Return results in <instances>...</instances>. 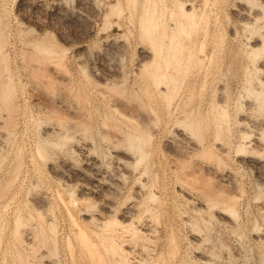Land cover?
Returning <instances> with one entry per match:
<instances>
[{
	"label": "rangeland",
	"instance_id": "rangeland-1",
	"mask_svg": "<svg viewBox=\"0 0 264 264\" xmlns=\"http://www.w3.org/2000/svg\"><path fill=\"white\" fill-rule=\"evenodd\" d=\"M247 3L249 5H247ZM143 4L145 5L144 7ZM191 5L192 7H190ZM240 7L243 8L246 13ZM151 9L154 13L158 14H155L156 16L154 15L155 19H153L152 22L154 26L150 25L155 29V31L152 29L154 35L157 36L158 34V37L161 38V33H168L165 39L162 37L166 43L170 42L172 37L175 39L178 35L176 40L178 38V42L185 41L188 45V51L187 49L183 51L177 50V53L184 55V57L179 55V58H181L180 63L176 61L178 63L176 64L173 63L175 62L173 61L169 69L159 66L160 64L162 67H165L162 61L164 59L160 54H158V57L154 55L155 65L151 67L153 70L158 71L160 67L161 71L166 72L167 70L168 73L170 72L169 75L175 74V76L178 75L180 77L176 76L178 78L176 79L177 81L175 80V83L171 85V89L174 87L173 84L176 85V91L174 88L172 89L174 95L168 102L164 101L162 98L163 95L159 93L158 85L149 81L148 70L140 66V59H142V53H144L145 50H150L153 54H156L155 45H153L154 43L149 39L147 31L144 30L148 23L147 21L145 22L146 15L143 14H145L147 10L151 11ZM191 9L194 11V17L196 18L197 16V20L194 17L185 16V11L187 12V10L190 11ZM255 11H257V13H255ZM178 13H180V15ZM243 13L246 16L249 15L248 17L251 22H249V20H243L241 17ZM198 15L200 17H198ZM188 18L191 21H189ZM192 20L195 22L192 23ZM189 24H193L192 28L190 27L191 29L189 28ZM181 25H187L185 27L188 28L190 32L182 31L184 33L187 32L185 35L182 32L180 33L179 27H181ZM0 30H3L5 33V38L3 39V44H5L3 46V54L5 56L7 54V64L9 66V71L11 70L10 73L7 71L6 74L8 73V76L14 78L13 82H15L14 86L16 87L15 95L17 101H19L20 110H22L18 111L20 113H17V115H19L18 127H16L15 135L13 134L11 140L3 138V140L6 141L1 144L2 137H0V153L2 154L0 157V175L2 176L4 174L5 168L9 166L8 164H10L14 158L15 150L17 151L19 148L22 150L24 149L23 155L25 159V167L21 173L22 176H20L17 181L18 184L16 183V187H14L9 195L10 197L8 196L5 200L6 202L4 201L6 204L3 202L4 204L2 203L0 205V264H21V262H19L20 258H18V254H20L21 251L20 255L23 256L24 260H27V264H97L94 255L89 254L91 253L88 252L89 250L84 249V251L77 238L74 236L72 231V218H76L81 224H84L85 230H87V233L89 232V237H92L89 238V240H92L93 243L96 242L93 244L96 249L98 245H100L98 248L100 249L99 252L103 254L102 257L104 256V258H106H102V261L107 260L106 262L108 264H111L117 257L125 259V264H131L132 262L138 264L135 262H138L139 259H141V261L146 259V256L151 264H206L197 256L198 253H205L211 256V259L214 260L213 262L217 264H224L226 259L224 260L222 256L227 251L232 253L234 251H239V254L234 252L235 259H233V264H264V240L257 237L260 231V233H262V230L264 232V208L261 206L264 203V163L261 165L258 163L264 160V142L262 141V147L260 149L257 150L253 148L258 138L264 140V110L261 111L257 108V98L254 97L258 92L264 91V49L261 48L256 56L252 55L251 51V43H253V41L264 39V4L262 0H0ZM172 34L177 35L173 36ZM162 35L164 36V34ZM5 39L7 41H5ZM183 42H181V44ZM168 49L169 48H167V50ZM34 50L36 52H34ZM167 50L165 54L170 52V50ZM189 52H192L191 56H189ZM202 52H204V54ZM210 55L211 59L209 58ZM204 59L206 60L204 61ZM182 62L184 63L182 64ZM184 66L188 67L185 68ZM104 72L105 76L111 75L112 77L110 76V79L106 82H101L99 77L102 76ZM48 75L51 76L49 77ZM123 76L125 77L123 78ZM181 79H183V81ZM42 81H44V83ZM69 83H72L71 86H69ZM162 83L163 86L167 84L166 82ZM120 90L122 91V95L130 98L137 93L140 95L139 100H142L141 102L144 103L146 110L151 112V116L154 118V123H156L155 125L157 128L149 151L147 152L148 154L145 155L143 160L138 162L139 164L135 162L125 163L127 167H124L128 171L131 170L127 172V174L124 172L123 174L125 175L120 173V171L122 172V167L119 168V166H117V158L115 154H113L114 150L117 147V149L121 150L122 148L124 150L127 148L129 151L130 149L136 158L140 157V153L133 148L132 150L131 147L129 148L127 142L125 143L126 140L124 139L126 135L132 131V128L130 124L116 114V111L111 107L117 98L122 99V97H125L118 94ZM77 91L80 93H77ZM101 91L104 93L106 92L108 95L103 94ZM123 92L125 93L123 94ZM109 96L111 98H109ZM105 97L108 98L106 99ZM135 97H137V95L131 99L133 100ZM75 98L78 103H76ZM53 101H56V105ZM218 102L226 104L224 106L227 108L228 114L225 119L217 118ZM59 105L61 107L63 106V108ZM70 105L79 108L77 110L81 111L82 109L84 116L88 119L83 118V122L86 119V121L90 123L88 124L85 121L89 126L87 127L88 129L86 130V127L85 129L82 126L80 127V125L76 123L78 120L76 119L74 121L73 119H75V117L73 116L74 118H71V115L69 116V120H72L69 121V123L71 122L72 125L67 123L68 120L65 122L67 124V129L71 130H69L70 132L65 129L66 126L63 128L65 123H62L63 133L65 129L67 135L68 132L70 134L68 135L69 140L67 138L62 140L59 135H56L58 133H53V135L44 134L47 126H51L54 123L58 125L59 120H61L60 122H64L59 117V113L54 112L52 108L58 106V108L61 109H64V107L68 109L67 107H70ZM6 112L8 113V110L0 105V134L3 136L6 132L3 131L5 126H2L5 122L3 123L2 121H5L6 117L3 118L2 116H7ZM189 113L194 114H191L192 117L201 116V118L206 120L205 122L210 128H206L204 135L205 140H203L202 143L204 145H220L225 149L222 152V158H224V163L222 165L218 167V161L216 160L207 163L216 165L219 173L224 175L227 174L228 176H225L227 177L226 179L230 181L233 186L238 188L239 193L241 192L239 194L241 197L237 201L235 207L237 216L229 212L233 215V224L229 222L227 225L225 224L226 222L220 221L218 218L217 213L220 212L218 210H228L222 202L214 207L212 206V208L210 207L208 211H198L194 208V201H200V199L204 197L200 192L202 191V185L198 183H191L190 185L184 174L188 169L183 170L180 168L178 166L179 164L177 162L176 164L172 159L169 153L170 151L166 147L168 140L171 138L179 140L177 134L174 132H177V129L182 127L185 129L184 125L181 127L182 119L185 117L184 115H188ZM56 116L60 119L57 120L58 118ZM109 122H112V124L114 123L115 126H112L114 128L110 129L111 124ZM175 122L181 123L178 125V123ZM183 124L186 123L184 122ZM220 124L222 126H220ZM218 127H225V129L220 128L221 133H219V137L214 135ZM244 128L250 129L251 131H248L250 134L242 133ZM4 130L6 131V128H4ZM187 131L190 132L189 130ZM118 132L120 133V139L122 138L124 141L117 142V139L113 135L118 134ZM191 133L189 134L192 135ZM243 134L248 135L245 136ZM83 135H86V137ZM194 138H196V136ZM82 142H86L90 145V150L92 149L89 152L90 156L97 160V169H100V172L98 170H91L90 172V169L87 168V162L83 159L84 156L76 149L79 145L83 144ZM114 142H116L115 146L113 144ZM246 142L250 144L248 145ZM183 143L184 145L181 142L182 146H184L183 148L186 149V146L188 147V142L183 141ZM241 143H244V145ZM57 144L58 146H56ZM246 146L248 149H246ZM39 147H44L46 151H40L41 148ZM241 149L246 153L244 151L242 152ZM245 157H249L250 159L252 157L253 160L251 159V161H254L255 164L249 160L247 161V159L245 160ZM191 158L192 163L199 161L198 155H193ZM254 158L258 159L256 160ZM53 166L56 169H54ZM73 169H75L76 172L73 171ZM78 169L80 170L79 172L77 171ZM56 171L57 173L61 172V174L65 172V175L63 174L65 177L60 176V178L58 177L59 175L56 176ZM95 171L97 173H95ZM145 172L148 174H145ZM76 173L80 176H77ZM97 174H103L105 177L100 184L99 182L96 184ZM81 175H83L82 177L85 180L81 178ZM110 176L111 179L109 178ZM212 176L214 179L216 178L214 174H212ZM68 177L70 180H68ZM85 177L92 182H86L87 180ZM233 177L235 178L233 179ZM71 179L74 180V182ZM185 180L189 184L186 183ZM215 180L217 181V178ZM93 181L95 185H93ZM34 182L35 185L33 184ZM103 182H105V184ZM101 184L102 186L108 185L109 188L101 187ZM81 190L88 192L86 193L88 199H77ZM150 193L152 197L149 196ZM188 193L192 195V197L194 196L193 199L195 198L196 200L189 199L187 197ZM200 196L203 197L199 198ZM34 199L37 200L38 203ZM39 201H42V213L44 214H40L41 216H38L36 213V208H38L41 203H39ZM106 201L115 203L113 207V214L115 217L112 218V220L114 219L116 222L110 221L111 223L109 222V225L106 224L102 227L103 225L100 226L97 221L94 223L93 220L85 221L82 219L84 213H102V209L107 203ZM132 202L136 203L132 204L135 205L136 208L133 209L134 212L129 213L128 207L131 206ZM56 204L58 205L56 206ZM2 205H4L5 208ZM222 206H224L225 209ZM149 209H152L154 214L152 210ZM115 210L116 213L114 212ZM30 211H32V213ZM19 214L24 218L27 217L24 221L25 223H23V225L26 224V227H23V225L20 226V230L23 228L21 230L23 233L20 232L21 236L19 235V238L17 236L15 239V217H18ZM124 215H128L127 221L120 219ZM152 215L154 216L152 217ZM234 216H236V218ZM40 217L44 218L45 221L42 222ZM203 218H205L204 222ZM123 223L126 226L123 225ZM33 224L34 227L36 226L35 230ZM42 224L45 227L44 230H46V237L43 236L40 231L42 229ZM198 226H200L201 231L200 228L198 229ZM50 227L54 228L51 229ZM144 227L146 229H144ZM38 228L40 230H38ZM52 230L54 231L52 232ZM31 231L34 233H31ZM196 231L197 233H195ZM198 233L202 234L198 235L200 237V241L198 242L201 243H198L192 236ZM29 234L31 237L32 234L37 235L31 238L28 236ZM133 234L135 235L132 237ZM106 238L109 239L107 240ZM146 238H149L151 241L149 242ZM68 239L70 241H68ZM22 240L25 241L23 242ZM97 242H99L98 245ZM109 242H114L116 245H119L117 247L123 249L122 252L117 249V247L115 251L111 249H108V251L106 247L110 244ZM104 244L107 246L105 245L104 247ZM199 244L200 246H198ZM221 244L222 247H220ZM92 247L91 250L93 249ZM171 247H173V250H171ZM213 247H217V250ZM127 249H129L128 252ZM18 250H20V252ZM104 250L107 252H104ZM208 252L212 253L209 254ZM119 254H121V256ZM139 264L141 263L139 262Z\"/></svg>",
	"mask_w": 264,
	"mask_h": 264
},
{
	"label": "bare ground",
	"instance_id": "bare-ground-1",
	"mask_svg": "<svg viewBox=\"0 0 264 264\" xmlns=\"http://www.w3.org/2000/svg\"><path fill=\"white\" fill-rule=\"evenodd\" d=\"M119 2V1H118ZM151 2V1H150ZM153 2V1H152ZM181 2H183V1H181ZM203 2V1H202ZM163 3V2H162ZM166 3V2H165ZM184 3V2H183ZM188 3V2H187ZM262 3L264 4V0H262ZM146 4V3H145ZM214 4V3H213ZM238 4V3H237ZM179 5V4H178ZM215 5V4H214ZM247 5H249L248 3H247ZM135 6V5H134ZM145 5L143 4V7H144ZM171 6V5H170ZM208 6H210V5H208ZM243 6V5H242ZM245 6V5H244ZM114 7V6H113ZM112 7V8H113ZM116 7V6H115ZM142 7V8H143ZM180 7H181V5H180ZM190 7H192V5L190 6ZM202 7V6H201ZM246 7V6H245ZM134 8V7H133ZM147 8V7H146ZM145 8V9H146ZM149 8H150V6H149ZM188 8V7H187ZM194 8V7H193ZM192 8V9H193ZM212 8H214V7H212ZM211 8V9H212ZM241 8V7H240ZM251 8V7H250ZM117 9V8H116ZM137 9V8H136ZM144 9V8H143ZM143 9H142V11H143ZM153 9H154V11H155V8L153 7ZM168 9V8H167ZM174 9V8H173ZM190 10V11H188L187 10V12L185 11V16H188V17H194V11L193 10ZM242 10H243V8H241ZM150 10V9H149ZM149 10H147L146 11V13L145 14H143V15H146L145 16V22L147 21V25H146V23H145V25H146V27H145V29L144 30H146L147 31V33H148V35H149V39L154 43L153 45H155V53L156 54H153L150 50H148V51H144V53H142V59H140L141 61H140V66L141 67H143V68H145L146 70H148L147 72H148V76H149V81L151 82V83H153V84H156V85H158V89H159V93L161 94V95H163L162 96V98L164 99V101H170L171 100V98H172V96L174 95L173 93H174V91L172 90L173 88H174V90L176 91V88H175V84H173L174 85V87L171 89V85H172V83H175L174 81L176 80V79H178L176 76H178V75H176L175 76V74H173V75H169V73H168V71L166 70V72L164 71H161V69H160V67L161 68H167V69H169L170 68V66H171V64H172V62L173 61H175V62H173V63H176V64H178V63H180V59L181 58H179V55H182V54H180V53H177V50L178 51H180V50H186L187 49V51H188V45L186 44V42L184 41H181V42H183L182 44H181V42L179 41H177L178 40V38H177V40H176V37H178V35L176 36L175 34L173 35V36H176L175 37V39L172 37L171 38V40H170V42H168V43H166L165 42V37H166V35L168 34H166V33H161V35L160 36H162V37H164V39L161 37H158V34H157V36L156 35H154L152 32H153V30L155 31V29L153 28V27H151V26H154V25H152V22H153V19H155V17H154V15L156 14V15H158L157 13H154L153 12V10L151 9V11H149ZM185 10V9H184ZM201 10V9H200ZM241 10V11H242ZM156 11H157V9H156ZM174 11V10H173ZM180 11V10H179ZM204 11V10H203ZM244 11V10H243ZM250 11V10H249ZM178 12V11H177ZM196 12H197V10H196ZM195 12V13H196ZM201 12V11H200ZM207 12V11H206ZM237 12V11H236ZM245 12V11H244ZM253 12V11H252ZM181 13V12H180ZM180 13H178L179 15H180ZM204 13V12H203ZM208 13V12H207ZM235 13V12H234ZM246 13V12H245ZM255 13H257V11H255ZM259 13H260V11H259ZM161 14V13H160ZM175 14V13H174ZM201 14V13H200ZM241 14H242V12H241ZM254 14V13H253ZM155 15V16H156ZM170 15V14H169ZM197 15V14H196ZM195 15V16H196ZM159 16H161V15H159ZM176 16V15H175ZM183 16V15H182ZM181 16V17H182ZM249 16V15H248ZM248 16H246V15H244V13H243V16H241L242 18H243V20H245V21H248L249 20V17ZM251 16V15H250ZM253 16V15H252ZM256 16V15H255ZM154 17V18H153ZM158 17V16H157ZM172 17V16H171ZM198 17H200L199 15H198ZM203 17V16H202ZM259 17V16H258ZM2 18V17H1ZM142 18V17H141ZM144 18V17H143ZM186 18V17H185ZM195 18V17H194ZM196 18H197V16H196ZM195 18V19H196ZM256 18V17H255ZM157 19V18H156ZM194 19V20H195ZM201 19V18H200ZM206 19V18H205ZM208 19V18H207ZM164 20V19H163ZM171 20V19H170ZM188 20H189V18H188ZM194 20H192L193 22L192 23H194L195 21ZM144 21V20H143ZM165 21V20H164ZM174 21V20H173ZM172 21V22H173ZM179 21V20H178ZM189 21H191V20H189ZM201 21V20H200ZM205 21V20H204ZM172 22H171V24H172ZM180 22V21H179ZM207 22V21H206ZM249 22H251L250 20H249ZM249 22H247V23H249ZM175 23V22H174ZM178 23V22H177ZM190 23V22H189ZM199 23V22H198ZM155 24V23H154ZM158 24H159V22H158ZM164 24V23H163ZM179 24V23H178ZM205 24V23H204ZM207 24V23H206ZM7 25V24H6ZM151 25V26H150ZM177 25V24H176ZM183 25V24H182ZM181 25V27H179L180 28V33L182 32V31H188V28H186L185 26H187V25H185V26H182ZM190 26H189V28L191 27L192 28V25L191 24H189ZM195 25V24H194ZM203 25V24H202ZM208 25V24H207ZM164 26V25H163ZM172 26H173V24H172ZM205 26V25H204ZM143 27V28H144ZM159 28V27H158ZM161 28V27H160ZM190 28V29H191ZM235 28V27H234ZM153 29V30H152ZM165 29V28H164ZM199 29V28H198ZM166 30V29H165ZM174 30V29H173ZM164 31V30H163ZM175 31H176V29H175ZM156 32H157V30H156ZM166 32V31H165ZM184 32H182V33H184ZM188 32H190V30L188 31ZM192 32V31H191ZM215 32V31H214ZM4 32H3V30L1 31L0 30V54H1V57H0V105L2 106V107H4V108H6L7 110H8V113L6 112V114H7V116H2L3 118L4 117H6L5 118V121H2L3 123H4V125L2 126V127H4V128H6V131L4 130V128H3V131L4 132H6V136L4 137L3 135H1L0 137H2L1 139V144H2V142L4 143V141H6V140H3V138H7V139H9V140H11V138H12V136H13V134L15 133V129H16V127H18L17 126V124H18V116L19 115H17V113H20V112H18V111H22V110H20V107H19V101H17V98H16V93H15V89H16V87L14 86V84H15V82H13L14 81V78H12V76H8L7 74H6V72L8 71L9 73H10V71H9V66H8V64H7V59L8 58H6V56H7V54H6V56L3 54V46L5 45V44H3L4 42V38H5V33L3 34ZM155 33V32H154ZM171 33V32H170ZM187 33V32H186ZM186 33H184V35L186 34ZM234 33V32H233ZM146 34V33H145ZM162 34H164V36L162 35ZM170 35V34H169ZM190 35V34H189ZM188 35V36H189ZM262 35V34H261ZM217 37V36H216ZM264 37V36H263ZM185 39V38H184ZM183 39V40H184ZM193 40V39H192ZM247 40V39H246ZM5 41H7L6 39H5ZM216 41V40H215ZM217 42V41H216ZM36 43V42H35ZM42 43V42H41ZM193 43V42H192ZM205 44V43H204ZM32 45H33V43H32ZM191 45V44H190ZM247 45H248V42H247ZM36 46V45H35ZM144 46V45H143ZM194 46H195V44H194ZM204 46V45H203ZM202 46V47H203ZM250 46V45H249ZM23 48V47H22ZM167 48H169L168 50H170V52H167V54H165V51L167 50ZM261 48H263L264 49V39L263 40H255V42L253 41V43H251V51H252V55H257V52L261 49ZM191 49H193V48H191ZM204 49V48H203ZM142 50V49H141ZM167 50V51H168ZM190 50V49H189ZM22 51H24V50H22ZM26 51V50H25ZM42 51V50H41ZM83 51V50H82ZM191 51V50H190ZM250 51V52H251ZM264 51V50H263ZM34 52H36L35 50H34ZM86 52V51H85ZM220 52V51H219ZM260 52V51H259ZM6 53V52H5ZM24 53V52H23ZM48 53V52H47ZM203 54H204V52H202ZM158 54H160V56L161 57H163V59L164 60H162L163 62H164V64L163 65H165V67H162L159 63H161V62H159L158 64H159V69L158 68H156V69H158V71L156 70H153L151 67L153 66V65H155V56L154 55H156V57H158ZM24 55V54H23ZM39 55V54H38ZM48 55V54H47ZM51 55V54H50ZM49 55V56H50ZM61 55V54H60ZM187 55V54H186ZM192 55V52H189V56H191ZM249 55V54H248ZM29 56V55H28ZM202 56V55H201ZM200 56V57H201ZM251 56V55H250ZM53 57V56H52ZM182 57H184V55H182ZM189 58H191V57H189ZM210 59H211V55H210V57H209ZM253 58H254V56H253ZM256 58V57H255ZM13 59V58H12ZM22 59V58H21ZM25 59V58H24ZM47 59V58H46ZM53 59H54V57H53ZM62 59V58H61ZM158 59V58H157ZM156 59V60H157ZM183 59V58H182ZM196 59H198V58H196ZM207 59V58H206ZM206 59H204V61L206 60ZM55 60V59H54ZM87 60V59H86ZM159 60V59H158ZM187 60H188V58H187ZM186 60V61H187ZM200 60H201V58H200ZM50 61V60H49ZM83 61V60H82ZM178 63H177V62ZM182 61V60H181ZM189 61V60H188ZM23 62V61H22ZM81 62V61H80ZM190 62V61H189ZM209 62H211V61H209ZM26 63V62H25ZM46 63V62H45ZM44 63V64H45ZM57 63V62H56ZM184 62H182V64H183ZM205 63V62H204ZM19 64V63H18ZM29 64V63H28ZM31 64V63H30ZM39 64V63H38ZM158 64H157V66H158ZM176 64H175V66H176ZM56 65V64H55ZM123 65V64H122ZM190 65V64H189ZM213 65V64H212ZM26 66V65H25ZM60 66V65H59ZM111 66V65H110ZM207 66V65H206ZM35 67H37V66H35ZM42 67V66H41ZM96 67V66H95ZM120 67V66H119ZM123 67V66H122ZM185 67V66H184ZM186 67H188V66H186ZM185 67V68H186ZM203 67V66H202ZM102 68L104 69V67L102 66ZM107 68V67H106ZM175 68V67H174ZM173 68V69H174ZM34 69V68H33ZM32 69V70H33ZM62 69V68H61ZM60 69V70H61ZM180 69V68H179ZM189 69V68H188ZM59 70V71H60ZM97 70V69H96ZM115 70V69H114ZM160 70V71H159ZM163 70V69H162ZM181 70V69H180ZM210 70V69H209ZM15 71V70H14ZM62 71V70H61ZM68 71V70H67ZM100 71V70H99ZM175 71V70H174ZM173 71V72H174ZM35 72V71H34ZM47 72V71H46ZM102 72V71H101ZM106 72V71H105ZM105 72L103 73V75L102 76H100L99 77V80L102 82H106V81H108V79H110V76L111 75H109V76H105ZM184 72V71H183ZM17 73V72H16ZM36 73V72H35ZM62 73V72H61ZM66 73V72H65ZM71 73V72H70ZM85 73V72H84ZM111 73V72H110ZM115 73V72H114ZM181 73V72H180ZM187 73V72H186ZM25 74V73H24ZM43 74V73H42ZM48 74V73H47ZM59 74V73H58ZM100 74V73H99ZM7 75V76H6ZM23 75V74H22ZM32 75V74H31ZM38 75V74H37ZM72 75V74H71ZM85 75H86V73H85ZM88 75V74H87ZM114 75V74H113ZM28 76V75H27ZM47 76V75H46ZM49 76V75H48ZM51 76V75H50ZM49 76V77H50ZM68 77H69V75H68ZM112 77V76H111ZM125 76H123V78H124ZM179 77V76H178ZM180 78V77H179ZM185 78V77H184ZM21 79V78H20ZM39 79V78H38ZM65 79V78H64ZM73 79V78H72ZM88 79V78H87ZM205 79V78H204ZM261 79V78H260ZM60 80V79H59ZM182 81H183V79H181ZM48 81V80H47ZM75 81V80H74ZM73 81V82H74ZM177 81V80H176ZM35 82V81H34ZM41 82V81H40ZM39 82V83H40ZM43 83H44V81H42ZM62 82V81H61ZM77 82V81H76ZM90 82V81H89ZM114 82V81H113ZM162 82H166L167 84L165 85V86H163L162 84H164V83H162ZM210 82V81H209ZM36 83V82H35ZM47 83V82H46ZM116 83V82H115ZM162 83V84H161ZM41 84V83H40ZM70 84V83H69ZM72 84V83H71ZM71 84L69 85V86H71ZM77 84V83H76ZM93 84V83H92ZM100 84V83H99ZM262 84V83H261ZM37 85V84H36ZM39 85V84H38ZM49 85V84H48ZM47 85V86H48ZM96 85H98V84H96ZM107 85V84H106ZM113 85V84H112ZM116 85V84H115ZM44 86V85H43ZM45 86H46V84H45ZM68 86V87H69ZM75 86V85H74ZM114 86V85H113ZM119 86H120V84H119ZM123 86V85H122ZM160 86H162V87H160ZM42 87V86H41ZM52 87V86H51ZM50 87V88H51ZM94 88H95V86H93ZM99 87H101V86H99ZM57 88V87H56ZM74 88V87H73ZM79 88V87H78ZM110 88V87H109ZM115 88V87H114ZM247 88H248V86H247ZM47 89V88H46ZM53 89V88H52ZM66 89V88H65ZM64 89V90H65ZM95 89H97V88H95ZM100 89V88H99ZM102 89V88H101ZM107 89V88H106ZM118 89V88H117ZM250 89V88H249ZM253 89V88H252ZM78 90V89H77ZM126 90V89H125ZM136 90V89H135ZM254 91V90H253ZM64 92H66V91H64ZM68 92V91H67ZM71 92V91H70ZM102 92V91H101ZM116 92V91H115ZM178 92V91H177ZM223 92V91H222ZM255 92H257V91H255ZM254 92V93H255ZM77 93H80L79 91H77ZM103 94H107L106 92L104 93V92H102ZM125 92H123V94H124ZM50 94V93H49ZM60 94V93H59ZM118 94H121L122 95V91L120 90L119 92H118ZM179 94V93H178ZM221 94V93H220ZM225 94V93H224ZM256 94V93H255ZM52 95V94H51ZM57 95V94H56ZM61 95V94H60ZM108 95V94H107ZM106 95V96H107ZM109 95H111V94H109ZM112 95H114V94H112ZM133 95V94H132ZM137 95V97H138V99H137V97H135L133 100L131 99V98H133L134 96H136ZM134 94V96L133 97H128V96H125V95H122V96H125V97H122V99L120 98H117L116 99V101L113 103V106H111V107H113V109L116 111V114H118L122 119H124L128 124H130V126H131V128H132V131L131 132H129L128 133V135H126V138L124 139V140H126L125 141V143L127 142L128 143V145H129V148L131 147V149L133 148V149H135V150H137L139 153H140V157H135V155H134V153L132 154V151L129 149V151H128V149L126 148V147H128V146H126L125 148H126V150H124L123 148H122V150L121 149H115L114 150V152H113V154H115V156H116V158H117V166H119V168L120 167H122L121 168V170H122V172L120 171V173H126L127 174V172H129V171H131V170H127L124 166H126L127 167V163H132V162H135V163H137V164H139L138 162H140L141 160H143V158H145V155L146 154H148L147 152L149 151V148H150V145H151V143H152V140H153V138H154V136H155V134H156V130H157V128H156V123H154L155 122V120H154V118L151 116V112H148V110H146V107L144 106V103L143 102H141L142 100H139L140 99V95L137 93V94ZM176 95V94H175ZM222 95V94H221ZM226 95V94H225ZM28 96V95H27ZM65 96V95H64ZM80 96V95H79ZM118 96V95H117ZM130 96V95H129ZM56 97V96H55ZM220 97V96H219ZM227 97V96H226ZM254 97H256L257 98V101L256 102H258L257 103V108L259 109V110H261V111H263L264 110V91H260V92H258ZM106 99L108 98V97H105ZM109 98H111L110 96H109ZM112 98H114V97H112ZM222 98V97H221ZM55 99H57V98H55ZM65 99V98H64ZM76 99V98H75ZM87 99V98H86ZM115 99V98H114ZM227 99V98H226ZM108 100H110V99H108ZM23 101H25V100H23ZM40 101V100H39ZM62 101V100H61ZM111 101V100H110ZM135 101V102H134ZM225 101V100H224ZM252 101V100H251ZM37 102V101H36ZM36 102H34V103H36ZM54 102V101H53ZM56 102V101H55ZM54 102V103H55ZM138 102V103H137ZM166 102V103H167ZM70 103H71V101H70ZM76 103H78V101H77V99H76ZM79 103H80V101H79ZM246 103V102H245ZM58 104V103H57ZM82 104H83V102H82ZM188 104V103H187ZM39 105V104H38ZM48 105V104H47ZM55 105H56V103H55ZM75 105H77V104H75ZM111 105V104H110ZM172 105V104H171ZM177 105V104H176ZM218 110H217V118L219 119H225V117L227 116V108H225V106L224 105H226V104H223V102H218ZM43 106V105H42ZM60 106V105H59ZM192 106V105H191ZM48 107V106H47ZM50 107V106H49ZM61 107V106H60ZM61 108H63V106L61 107ZM61 108H58V106L55 108V107H53L52 109L54 110V112H58L59 113V117L64 121V122H60L61 120H59L60 118H58V116H56L58 119L57 120H59V122H58V125H55V123L53 124V125H51V126H47L46 128H45V131H44V134H46V135H53V133H58V134H56V135H59L61 138H62V140L63 139H68V135H70L69 134V132L71 131L70 129V131L67 129V124L65 123V122H67V120H68V124H70V125H72L71 124V122L69 123V121H71L72 119H70L69 120V116H71V118L74 116L75 117V119H73L74 121L77 119L78 121H76V123L77 124H79L80 125V127L82 126V127H84V129H85V127H86V130L88 129L87 127H89L88 126V124H90L89 122H87L86 121V117L84 116V113L82 112V109H81V111L80 110H77V109H79V108H76L75 106L74 107H72L71 105H70V107H67L68 109H65L66 107H64V109H61ZM171 108V107H170ZM177 108V107H176ZM2 109V108H1ZM19 109V110H18ZM87 109V108H86ZM85 109V110H86ZM112 109V108H111ZM112 109V110H113ZM148 109V108H147ZM174 110V109H173ZM51 111V110H50ZM114 111V112H115ZM87 112V111H86ZM85 112V113H86ZM172 112V111H171ZM197 112V111H196ZM3 113V112H2ZM51 113H52V111H51ZM168 113V112H167ZM212 113V112H211ZM213 113H215V112H213ZM5 114V115H6ZM38 114V113H37ZM191 114H193V113H191ZM190 113L188 114V115H184L185 117L182 119L183 121H182V124H181V127L184 125V127H185V129L182 127V128H180V129H177V132H174V133H176L177 134V138H179V140L178 139H170V140H168V142H167V145H166V147L168 148V150L170 151H168L170 154H171V156H172V159L175 161V163L177 162L179 165V167L180 168H182L183 170L184 169H188V171H186L184 174H185V176H186V180L190 183V185H191V183H198V184H200V185H202V191H200L202 194H203V196L205 197H203V196H200L199 198H202V199H200V201H197L195 198V200L196 201H194L195 203H194V208L195 209H197L198 211H204V210H207L208 211V209H210V207L212 208V206L214 207L215 205H217V204H219L220 202H222L226 207L225 208H227L228 210V212L225 210H223V211H221V210H218V211H220L219 213H217V216H218V218L220 219V221H224V222H226L225 224H229V222H231L232 224H233V222H232V220L234 219L233 218V215H236V209H235V207H236V203H237V201L239 200V198L241 197L239 194L241 193H239V191H238V188H236L235 186H233L232 185V183H230V181H228L226 178L227 177H225V176H228L224 171V173L226 174V175H224V174H222V173H219V171L217 170V167H216V165H214L213 163H211V165L209 164V163H207V162H212V161H214V160H216V161H218V167H219V165H222L224 162H223V159L224 158H222V152L225 150L222 146H220V145H210V144H208V145H204L203 143H202V141L203 140H205L204 139V135H205V131H206V128H209L208 127V125H207V123L205 122L206 120H204L203 118H201V116H198V117H192V115H191ZM199 114V113H198ZM197 114V115H198ZM105 115H106V113H105ZM194 115V114H193ZM208 115V114H207ZM206 115V116H207ZM244 115V114H243ZM165 116V115H164ZM209 116V115H208ZM207 116V117H208ZM216 116V115H215ZM64 117H66V118H64ZM68 117V118H67ZM73 117V118H74ZM112 117V116H111ZM206 117V118H207ZM233 117V116H232ZM244 117V116H243ZM248 117V116H247ZM64 118V119H63ZM83 118H86L85 120H84V122L86 123H84L83 122ZM107 118V117H106ZM178 118V117H177ZM216 118V119H217ZM35 119V118H34ZM211 119V118H210ZM66 120V121H65ZM88 120V119H87ZM108 120V119H107ZM120 120V119H119ZM180 120V119H179ZM229 120V119H228ZM252 120V119H251ZM243 121V120H242ZM264 121V120H263ZM40 122V121H39ZM42 122V121H41ZM48 122V121H47ZM54 122V121H53ZM56 122V123H57ZM186 123V124H183V123ZM224 122V121H223ZM239 122V121H238ZM262 122V121H261ZM51 123V122H50ZM62 123H65L64 124V127L63 128H65V126H66V128L65 129H67V131H69L68 132V135H67V133H66V131H65V129H64V133H63V129H62V126H63V124ZM110 124H111V128L110 129H112V128H114V127H112V126H115L114 125V123L112 124V122H109ZM108 123V124H109ZM175 123H178V122H175ZM180 123L181 122H179L178 123V125H180ZM218 123V122H217ZM224 123H226V122H224ZM228 123V122H227ZM241 123V122H240ZM254 123V122H253ZM257 123V122H256ZM2 124V123H1ZM41 124V123H40ZM75 124V123H74ZM208 124H209V122H208ZM212 124V123H211ZM260 124V123H259ZM264 124V123H263ZM87 125V126H86ZM254 125V124H253ZM258 125V124H257ZM109 126V125H108ZM220 126H222L221 124H220ZM225 126V125H224ZM229 126V125H228ZM227 126V127H228ZM39 127H40V125H39ZM39 127H38V129H39ZM68 127H69V125H68ZM79 127V128H80ZM129 127V126H128ZM173 127V126H172ZM180 127V126H179ZM226 127V128H227ZM247 127V126H246ZM70 128V127H69ZM72 128V127H71ZM116 128V127H115ZM119 128V127H118ZM178 128V127H177ZM225 129V127H218V130H216L217 132H215L216 134H214L215 136L217 135L218 137L220 136L219 135V133H221V129ZM243 128V127H242ZM250 128V127H249ZM259 128V127H258ZM261 128V127H260ZM40 129H43V128H40ZM83 129V128H82ZM210 129V128H209ZM228 129V128H227ZM75 130V129H74ZM77 130V129H76ZM159 130V129H158ZM187 130H189L190 132H188ZM18 131V130H17ZM108 131V130H107ZM110 131V130H109ZM114 131H115V129H114ZM118 131V130H117ZM116 131V132H117ZM120 131V130H119ZM248 131H251L250 129H248V128H244V131L242 130V133L244 132V133H248V134H250V132H248ZM84 132V131H83ZM88 132V131H87ZM192 132V133H191ZM241 132V131H240ZM253 132V131H252ZM66 134V135H63V134ZM110 133V132H109ZM108 133V134H109ZM189 133H191L192 135H190ZM228 133V132H227ZM43 134V133H42ZM81 134V133H80ZM107 134V133H106ZM111 134V133H110ZM120 133L118 132V134H116V135H113L116 139H117V142H120V141H124L122 138L120 139V135H119ZM248 134H243V135H248ZM15 135V134H14ZM91 135V134H90ZM196 136V138H194L195 136ZM72 136V135H71ZM70 136V137H71ZM82 136V135H81ZM83 136H85L86 137V135H83ZM110 136V135H109ZM194 136V137H193ZM208 136V135H207ZM222 136V135H221ZM76 137V136H75ZM89 137V136H88ZM175 137V136H174ZM243 137V136H242ZM110 138V137H109ZM176 138V137H175ZM216 138V137H215ZM257 138V137H256ZM78 139V138H77ZM111 139H112V141H113V138L111 137ZM212 139V138H211ZM248 139V138H247ZM69 140V139H68ZM82 140V139H81ZM109 140V139H108ZM244 140V139H243ZM90 141H91V139H90ZM94 141V140H93ZM116 141V140H115ZM183 141H187L188 143H187V145H188V147L186 146V149L185 148H183L184 146H182V144L184 145V143H183ZM222 141V140H221ZM256 141V140H255ZM262 141L264 142V140H261L260 138H258V140L254 143V146H253V148L254 149H260L261 147H262ZM52 142V141H51ZM181 142H182V144H181ZM220 142V141H219ZM54 143V142H53ZM52 143V144H53ZM66 143V142H65ZM83 143V142H82ZM110 143H111V140H110ZM115 143L116 142H114L113 144H114V146H115ZM124 143V142H123ZM247 143V142H246ZM245 143V144H246ZM252 143V142H251ZM8 144V143H7ZM20 144V143H19ZM120 144V143H119ZM162 144V143H161ZM217 144H219V143H217ZM242 145H244V143H241ZM248 144V143H247ZM250 144V143H249ZM248 144V145H249ZM14 145V144H13ZM12 145V146H13ZM27 145V144H26ZM63 145V144H62ZM78 145V144H77ZM117 145H118V143H117ZM116 145V146H117ZM158 145V144H157ZM238 145V144H237ZM3 146V145H2ZM37 146V145H36ZM42 146V145H41ZM55 146V145H54ZM56 146H58V144L56 145ZM55 146V147H56ZM124 146V145H123ZM164 146V145H163ZM224 146V145H223ZM252 146V145H251ZM1 147V146H0ZM112 147H113V145H112ZM239 147V146H238ZM264 147V146H263ZM6 148V147H5ZM39 148H41V150L40 151H46L45 150V148L44 147H39ZM241 148V147H240ZM252 148V147H251ZM15 149V148H14ZM77 150H79V152L80 153H82V156H84V160H86V162H87V168L88 169H90V172H91V170H98L97 169V165H98V162H97V160L94 158V157H92V156H90V151L92 150H90V145L88 144V143H83V144H81V145H79V147L78 148H76ZM114 149V148H113ZM132 149V150H133ZM165 149V148H164ZM246 149H248L247 148V146H246ZM254 149H253V151H254ZM95 150V149H94ZM239 150V149H238ZM242 150V152L244 151L243 149H241ZM256 150V151H257ZM10 151H11V149H10ZM16 151V150H15ZM14 151V153H15V156H14V158L12 159V161L10 162V164H8L9 166L7 167V168H5L6 170L4 171V174L0 177V205L8 198V196L11 194V192L13 191V189H14V187H16V183H17V181H18V179H19V177L20 176H22L21 175V173L23 172V170H24V167H25V159H24V155H23V153H24V149L22 150L21 148H19L16 152ZM23 151V152H22ZM39 151V150H38ZM39 151V152H40ZM131 151V152H130ZM227 151V150H226ZM9 152V151H8ZM77 152V151H76ZM95 152V151H94ZM134 152V151H133ZM245 152V151H244ZM255 152V151H254ZM44 153V152H43ZM47 153V152H46ZM246 153V152H245ZM249 153V152H248ZM259 153V152H258ZM262 153V152H261ZM6 154V153H5ZM10 154V153H9ZM75 154V153H74ZM31 155H33V154H31ZM39 155H40V153H39ZM95 155V154H94ZM193 155H198L199 156V161H195L194 163H192V156ZM241 155V154H240ZM245 155H247V154H245ZM2 156V154L0 153V157ZM4 156H6V155H4ZM3 156V157H4ZM41 156H43V155H41ZM257 156V155H256ZM33 157V156H32ZM52 157V156H51ZM147 157V156H146ZM195 157V156H194ZM7 158V157H6ZM46 158H48V157H46ZM198 158V157H197ZM241 158V157H240ZM243 158V157H242ZM8 159V158H7ZM37 159V158H36ZM229 159V158H228ZM245 160L247 159V161L249 160L250 162H252L251 161V159L253 160V158L251 157V159L249 158V157H245L244 158ZM243 159V160H244ZM254 159H256V158H254ZM258 159V158H257ZM256 159V160H257ZM32 160V159H31ZM45 160H47V159H45ZM114 160H115V158H114ZM197 160V159H196ZM242 160V161H243ZM2 161V160H1ZM173 161V162H174ZM264 161V160H263ZM258 162L260 165L262 164V163H264V162ZM3 162V161H2ZM1 162V163H2ZM254 162V161H253ZM252 162V163H253ZM39 163V162H38ZM60 163V162H59ZM58 163V164H59ZM126 163V164H125ZM176 163V164H177ZM215 163V162H214ZM257 163V164H258ZM254 164H255V162H254ZM129 165V164H128ZM131 165V164H130ZM164 165V164H163ZM250 165V164H249ZM4 166V165H3ZM65 166V165H64ZM256 166V165H255ZM54 167V166H53ZM86 167V166H85ZM156 167V166H155ZM154 167V168H155ZM259 167V166H258ZM0 168H1V166H0ZM76 168V167H75ZM100 168V167H99ZM261 168H262V166H261ZM54 169H56L55 167H54ZM77 169V168H76ZM230 169V168H229ZM258 169V168H257ZM4 170V169H3ZM39 170V169H38ZM53 170V169H52ZM100 170V169H99ZM98 170V171H99ZM107 170V169H106ZM105 170V171H106ZM264 170V169H263ZM73 171H75V169H73ZM78 172L80 171L79 169L77 170ZM95 171V173H97ZM148 171V170H147ZM235 171V170H234ZM53 172V171H52ZM60 172V171H59ZM76 172V171H75ZM100 172V171H99ZM55 173V172H54ZM65 172H63V174H64ZM116 173V172H115ZM119 173V172H118ZM119 173V174H120ZM132 173V172H131ZM147 172H145V174H146ZM237 173V172H236ZM63 174H61V172L60 173H57V171H56V176H58V177H65ZM81 174V173H80ZM86 174V173H85ZM117 174V173H116ZM148 174V173H147ZM212 174H214V176L217 178V181L214 179V177L212 176ZM238 174V173H237ZM260 174V173H259ZM55 175V174H54ZM67 175V174H66ZM76 175H77V173H76ZM79 175V174H78ZM77 175V176H78ZM84 175V174H83ZM83 175H81V178H83L82 176ZM98 175V176H97ZM96 176H97V181H96V184H97V182H99V184L101 183V181L103 180V179H105V177L103 176V174L101 175V174H97ZM123 175H125V174H123ZM68 176V175H67ZM80 176V175H79ZM106 176V175H105ZM109 176V175H108ZM107 176V177H108ZM117 176H118V174H117ZM229 176H230V174H229ZM233 176V175H232ZM60 177V178H61ZM88 177V176H87ZM231 177V176H230ZM76 178V177H75ZM80 178V179H81ZM86 178V177H85ZM110 179H111V176L109 177ZM114 178V177H113ZM120 178V177H119ZM235 177H233V179H234ZM84 179V178H83ZM94 179V178H93ZM92 179V180H93ZM107 179V178H106ZM61 180V179H60ZM68 180H70L69 179V177H68ZM68 180H67V182H68ZM72 180V179H71ZM85 180V179H84ZM86 180H87V178H86ZM169 180V179H168ZM186 180H185V182H186ZM230 180V179H229ZM73 182H74V180H72ZM89 180H87L86 182H88ZM91 181V180H90ZM89 181V182H90ZM116 181H117V179H116ZM115 181V182H116ZM226 181H228V182H226ZM231 181H233V180H231ZM60 182V181H59ZM71 182V181H70ZM72 182V183H73ZM92 182V181H91ZM94 182V181H93ZM114 182V183H115ZM144 182V181H143ZM188 182H186V183H188ZM237 182V181H236ZM39 183V182H38ZM104 184H105V182H103ZM102 183V184H103ZM123 183H126V182H123ZM188 183V184H189ZM18 184V183H17ZM34 185H35V182L33 183ZM68 184V183H67ZM70 184V183H69ZM68 184V185H69ZM93 184V183H92ZM98 184V185H99ZM102 184H101V187H106V188H109V186L108 185H103L102 186ZM185 184V183H184ZM33 185V186H34ZM71 185V184H70ZM89 185V184H88ZM93 185H95V182H94V184ZM122 185V184H121ZM141 185V184H140ZM144 185V184H143ZM147 185V184H146ZM145 185V186H146ZM260 185V184H259ZM76 186V185H75ZM91 186V185H90ZM195 186V185H194ZM36 187V186H35ZM57 187V186H56ZM81 187V186H80ZM79 187V188H80ZM112 187V186H111ZM138 187V186H137ZM141 187H143V186H141ZM156 187V186H155ZM191 187V186H190ZM74 188H76V187H74ZM83 188V187H82ZM84 188H87V187H84ZM95 188V187H94ZM139 188V187H138ZM182 188H183V186H182ZM262 188V187H261ZM96 189V188H95ZM112 189V188H111ZM150 189V188H149ZM181 189V188H180ZM179 189V190H180ZM19 190V189H18ZM23 190V189H22ZM56 190H58V189H56ZM87 190V189H86ZM105 190V189H104ZM117 190V189H116ZM36 191V190H35ZM34 191V192H35ZM50 191V190H49ZM114 191V190H113ZM139 191H141V190H139ZM153 191V190H152ZM151 191V192H152ZM184 191V190H183ZM18 192V191H17ZM48 192V191H47ZM90 192V191H89ZM98 192V191H97ZM112 192V191H111ZM117 192V191H116ZM195 192V191H194ZM262 192V191H261ZM76 193V192H75ZM86 193H88L87 191L85 192V190H81V192H80V194L77 196V199H79V200H86V198H87V194ZM119 193V192H118ZM196 193V192H195ZM17 194V193H16ZM29 194V193H28ZM37 194V193H36ZM126 194V193H125ZM133 194V193H132ZM169 194V193H168ZM46 195V194H45ZM201 195V194H200ZM42 196V195H41ZM47 196V195H46ZM138 196V195H137ZM150 197H152L151 196V193H150V195H149ZM10 197V196H9ZM71 197V196H70ZM154 197V196H153ZM187 197L189 198V199H193V197H192V195H189V193H188V195H187ZM186 197V198H187ZM127 199H129L128 197H126ZM199 198H197V199H199ZM243 198V197H242ZM39 199V198H38ZM65 199V198H64ZM77 199H75V200H77ZM88 199V198H87ZM149 199V198H148ZM193 199V200H194ZM204 199V200H203ZM261 199V198H260ZM35 200V199H34ZM39 200H42V199H39ZM44 200V199H43ZM55 200V199H54ZM79 200H77V201H79ZM135 200V199H134ZM140 200V199H139ZM35 201H37V200H35ZM187 201V200H186ZM6 202V201H5ZM4 202V203H5ZM41 202V203H40ZM45 202V201H44ZM73 202V201H72ZM107 203L104 205V207H103V211H102V213H96V214H94V212H91L90 214L89 213H84L83 215H82V219H84L85 221H90V220H93L94 221V223L97 221L98 222V224H100V226H102V227H104V225H106V224H108L109 225V222L111 221H114V222H116L114 219L112 220V218H114L115 216H114V214H113V207H114V205H115V203L114 202H112V201H106ZM118 202V201H117ZM121 202V201H120ZM138 202V201H137ZM3 203V204H4ZM37 203H38V201H37ZM39 203H40V205L38 206V208H36V213L38 214V216H41L43 213H42V206H41V204H42V201H39ZM66 203V202H65ZM123 203V202H122ZM136 204L135 202H132L131 203V206L130 207H128V212L129 213H132V212H134L133 211V209L134 208H136L135 207V205H132V204ZM141 203V202H140ZM261 203V202H260ZM6 204V203H5ZM12 204V203H11ZM23 204V203H22ZM61 204V203H60ZM148 204V203H147ZM262 204V203H261ZM19 205V204H18ZM38 205V204H37ZM44 205V204H43ZM58 204H56V206H57ZM64 205V204H63ZM140 205V204H139ZM152 205V204H151ZM157 205V204H156ZM2 206H4V205H2ZM53 206V205H52ZM129 206V205H128ZM137 206V205H136ZM158 206V205H157ZM263 208H264V203L261 205ZM260 206V207H261ZM43 207H45V206H43ZM47 207H49V206H47ZM76 207V206H75ZM193 207V206H192ZM223 208H224V206H222ZM221 207V208H222ZM4 208H5V206H4ZM26 208H27V205H26ZM46 208V207H45ZM53 208V207H52ZM216 208V207H215ZM220 208V209H221ZM222 208V209H223ZM224 208V209H225ZM48 209V208H47ZM75 209V208H74ZM12 210V209H11ZM50 210H52V209H50ZM149 210H152V209H149ZM165 210V209H164ZM214 210V209H213ZM1 211V210H0ZM29 211V210H28ZM79 211V210H78ZM31 213H32V211H30ZM35 212V211H34ZM50 212V211H49ZM55 212V211H54ZM115 213H116V210L114 211ZM127 212V213H128ZM151 212V211H150ZM152 212H153V210H152ZM231 214H233V215H231ZM31 213H30V215H31ZM123 213V212H122ZM127 213H125V214H127ZM143 213V212H142ZM204 213V212H203ZM211 213H212V211H211ZM238 213V212H237ZM18 214V213H17ZM22 214V213H21ZM41 214V215H40ZM63 214V213H62ZM137 214V213H136ZM153 214H154V212H153ZM155 214H158V213H155ZM206 214V213H205ZM215 214V213H214ZM44 215V214H43ZM122 215V214H121ZM37 216V217H38ZM72 216V215H71ZM70 216V217H71ZM117 216V215H116ZM138 216V215H137ZM154 215H152V217H153ZM213 216V215H212ZM237 216V215H236ZM236 216H234L235 218H236ZM10 217H11V215H10ZM15 217V216H14ZM43 217V216H42ZM73 217V216H72ZM127 217H128V215H124V216H122L120 219H122L123 221H127ZM141 217V216H140ZM147 217H149V216H147ZM156 217V216H155ZM206 217V216H205ZM16 218V225H15V233H14V230H13V233L16 235V237H15V239L17 238V236H18V238H19V235L21 236V233L20 232H22L21 230L23 229H21L20 230V226H22L23 225V223H25L24 221L26 220V218H24L23 216H20V214L18 215V217H15ZM41 218V217H40ZM159 218V217H158ZM233 218V219H232ZM29 219V218H28ZM38 219V218H37ZM42 219V222L43 221H45V219L44 218H41ZM41 219H40V221H41ZM44 219V220H43ZM63 219V218H62ZM73 220H71L72 221V226H73V229H72V231H73V234H74V236L77 238V240H78V242L80 243V245H81V247L83 248V250L84 249H86V250H89L88 252H91V253H89V254H91V255H94V257H95V259H96V263L97 264H105V263H107L104 259H106V258H104V256L102 257V255L103 254H101L99 251H100V249H98L99 248V246L100 245H98V243L99 242H97V245H98V248L96 249V247H95V245H93L94 243H96V242H92V240H89V238H92L91 236L89 237V232L87 233V230H85L86 228L83 226L84 224H81V222L80 221H78L76 218H72ZM79 219V218H78ZM116 219V218H115ZM153 219V218H152ZM156 219V218H155ZM217 219V218H216ZM33 220H34V218H33ZM70 220V219H69ZM130 220V219H129ZM134 220V219H133ZM202 220V219H201ZM204 220H205V218H203V222H204ZM10 221V220H9ZM30 221V220H29ZM39 221V220H38ZM60 221V220H59ZM153 221V220H152ZM154 221H156V220H154ZM219 221V220H218ZM235 221V220H234ZM237 221V220H236ZM34 222V221H33ZM110 222V223H111ZM119 222V221H118ZM134 222V221H133ZM26 223H28V222H26ZM39 223V222H38ZM83 223V222H82ZM84 223H86V222H84ZM130 223V222H129ZM51 224V223H50ZM54 224V223H53ZM52 224V225H53ZM97 224V223H96ZM113 224V223H112ZM127 224V223H126ZM150 224V223H149ZM151 224H152V222H151ZM210 224H212V223H210ZM227 224V225H228ZM9 225V224H8ZM26 225V224H25ZM25 225H23V227L25 226ZM38 225V224H37ZM58 225V224H57ZM108 225H107V227H108ZM114 225V224H113ZM123 225H125L124 223H123ZM147 225V224H146ZM222 225V224H221ZM29 226V225H28ZM54 226V225H53ZM99 226V227H100ZM126 226V225H125ZM128 226V225H127ZM196 226V225H195ZM220 226V225H219ZM225 226V225H224ZM238 226V225H237ZM240 226V225H239ZM258 226V225H257ZM26 227V226H25ZM33 227H34V224H33ZM87 227V226H86ZM107 227H105V228H107ZM130 227V226H129ZM137 227V226H136ZM190 227V226H189ZM193 227V226H192ZM229 227V226H228ZM231 227H233V226H231ZM14 228V227H13ZM35 228H36V226L34 227V230H35ZM41 230L38 228V230H40L41 231V233L43 234V236H45L46 235V230H44V226H43V224L41 225ZM51 229L52 228H54V227H50ZM63 228V227H62ZM110 228V227H109ZM149 228V227H148ZM200 228V226H198V229ZM207 228V227H206ZM240 228V227H239ZM260 228V227H259ZM33 229V228H32ZM51 229H49V230H51ZM57 229V228H56ZM108 229V228H107ZM115 229V228H114ZM119 229V228H118ZM117 229V230H118ZM135 229V228H134ZM140 229V228H139ZM144 229H146L145 227H144ZM177 229V228H176ZM195 229H197V228H195ZM209 229V228H208ZM30 230V229H29ZM28 230V231H29ZM33 230V231H34ZM55 230V229H54ZM54 230H52V232L54 231ZM104 230V229H103ZM231 230V229H230ZM258 230H260V229H258ZM11 231V230H10ZM33 231H31V233L33 232ZM109 231H110V229H109ZM138 231V230H137ZM199 231V230H198ZM200 231H201V228H200ZM199 231V232H200ZM209 231V230H208ZM3 232V231H2ZM25 232V231H24ZM90 232H91V230H90ZM124 232H126V231H124ZM135 232V231H134ZM207 232V231H206ZM223 232V231H222ZM261 232V231H260ZM259 232V234H258V231H257V237L259 238V239H262V240H264V232H263V230H262V233H260ZM23 233V232H22ZM30 233V234H31ZM34 233V232H33ZM37 233V232H36ZM58 233V232H57ZM102 233H103V231H102ZM144 233H145V231H144ZM195 233H197V231L195 232ZM202 233V232H201ZM201 233H198L197 235L195 234V235H192L193 236V238L198 242V241H200V237L198 236V235H200ZM204 233V232H203ZM228 233V232H227ZM28 235V236H30L31 237V235ZM39 234V233H38ZM48 234V233H47ZM51 234V233H50ZM209 234V233H208ZM207 234V235H208ZM224 234V233H223ZM14 235V236H15ZM37 235V234H36ZM36 235H34V234H32V237L33 236H36ZM51 235H53V234H51ZM55 235V234H54ZM135 234H133L132 235V237L134 236ZM202 235V234H201ZM213 235V234H212ZM238 235H240V234H238ZM23 236H25V235H23ZM40 236V235H39ZM39 236H37V237H39ZM93 236V235H92ZM142 236V235H141ZM206 236V235H205ZM229 236V235H228ZM1 237V236H0ZM31 237V238H32ZM36 237V238H37ZM46 237V236H45ZM53 237V236H52ZM106 237V236H105ZM104 237V238H105ZM116 237V236H115ZM118 237V236H117ZM145 237H147V236H145ZM144 237V238H145ZM203 237V236H202ZM201 237V238H202ZM240 237V236H239ZM25 238V237H24ZM41 238V237H40ZM40 238H39V240H40ZM69 238V237H68ZM228 238V237H227ZM22 239V238H21ZM26 239V238H25ZM35 239V238H34ZM43 239V238H42ZM41 239V240H42ZM45 239V238H44ZM107 240L109 239V238H106ZM105 239V240H106ZM119 239V238H118ZM141 239H142V237H141ZM146 239H148V241L150 242L151 240H149V238H146ZM150 239H152V238H150ZM205 239V238H204ZM224 239V238H223ZM30 240V239H29ZM46 240H48V239H46ZM114 240V239H113ZM112 240V241H113ZM116 240V239H115ZM154 240V239H153ZM23 242L25 241V240H22ZM27 241V240H26ZM34 241V240H33ZM43 241V240H42ZM68 241H70L69 239H68ZM117 241V240H116ZM133 241V240H132ZM136 241V240H135ZM138 241V240H137ZM146 241V240H145ZM195 241V242H196ZM203 241V240H202ZM54 242V241H53ZM102 242V241H101ZM108 242V241H107ZM239 242H240V240H239ZM40 243V242H39ZM43 243V242H42ZM102 243H105V242H102ZM102 243H101V245H102ZM110 244L108 245V247H106V249L108 250V249H111V250H113V251H115L116 249V247L117 246H119V245H116L114 242H109ZM117 243V242H116ZM123 243V242H122ZM198 243H201V242H198ZM33 244V243H32ZM32 244H30V245H32ZM41 244V243H40ZM44 244V243H43ZM46 244V243H45ZM56 244V243H55ZM68 244V243H67ZM209 244V243H208ZM92 245H93V247H92ZM96 245V246H97ZM105 245L106 244H104V247H105ZM134 245V244H133ZM155 245V244H154ZM9 246V245H8ZM35 246V245H34ZM56 246V245H55ZM107 246V245H106ZM144 246V245H143ZM179 246V245H178ZM198 246H200V244L198 245ZM54 247V246H53ZM91 247L93 248L92 250H91ZM103 247V248H104ZM220 247H222V244H221V246ZM48 248V247H47ZM73 248V247H72ZM122 248V247H121ZM124 248V247H123ZM151 248V247H150ZM177 248V247H176ZM214 248V247H213ZM228 248V247H227ZM243 248V247H242ZM117 249H119V250H121V252H122V250L123 249H120V248H118L117 247ZM149 249V248H148ZM215 250H217V247L216 248H214ZM234 249V248H233ZM232 249V250H233ZM8 250V249H7ZM10 250V249H9ZM46 250H48V249H46ZM91 250V251H90ZM95 250H96V253H95ZM125 250H126V248H125ZM124 250V251H125ZM128 250L129 249H127V252H128ZM171 250H173V247H171ZM199 250V249H198ZM19 252H20V250H18ZM37 251V250H36ZM74 251V250H73ZM85 251V250H84ZM106 250H104V252H105ZM109 251V250H108ZM147 251V250H146ZM151 251V250H150ZM155 251V250H154ZM153 251V252H154ZM197 251V250H196ZM220 251V250H219ZM218 251V252H219ZM18 252V253H19ZM22 252V251H21ZM21 252H20V254H21ZM47 252V251H46ZM107 252V251H106ZM112 252V251H111ZM117 252V251H116ZM213 252H214V250H213ZM217 252V251H216ZM234 252H236V251H234ZM232 253V252H226V253H224V255L222 256L223 258H224V260H225V263L224 264H231L234 260L233 259H235L234 257V255H235V253ZM37 253V252H36ZM93 253V254H92ZM117 253H119V252H117ZM130 253V252H129ZM209 254L210 253H212V252H208ZM207 253V254H208ZM220 253V252H219ZM223 253V252H222ZM236 253H238L239 254V251L238 252H236ZM246 253V252H245ZM20 254H18L19 255V257L18 258H20V261L19 262H21V264H27V260H24V258H23V256L22 255H20ZM38 254V253H37ZM47 254V253H46ZM106 254V253H105ZM124 254V253H123ZM218 254V253H217ZM1 255V254H0ZM39 255V254H38ZM56 255H58V254H56ZM66 255V254H65ZM86 255V254H85ZM116 255V254H115ZM120 256H121V254H119ZM126 255V254H125ZM141 255V254H140ZM149 255V254H148ZM242 255H244V254H242ZM29 256V255H28ZM108 256V255H107ZM113 256H114V254H113ZM127 256V255H126ZM142 256V255H141ZM156 256V255H155ZM201 260H203L206 264H217L216 262H213L214 260L213 259H211V256H209V255H206L205 253H198V255H197ZM218 256V255H217ZM48 257V256H47ZM74 257V256H73ZM87 257V256H86ZM112 257V256H111ZM123 257V256H122ZM128 257V256H127ZM136 257V256H135ZM214 257V256H213ZM17 258V259H18ZM41 258V257H40ZM39 258V259H40ZM57 258H59V257H57ZM102 258H104L103 260L104 261H102ZM112 258H114V257H112ZM125 258V257H124ZM149 258V257H148ZM192 258V257H191ZM26 259V258H25ZM55 259V258H54ZM92 259H94V258H92ZM139 259V258H138ZM150 259V258H149ZM217 259V258H216ZM219 259V258H218ZM127 260V259H126ZM135 260V259H134ZM224 260H222V261H224ZM237 260V259H236ZM30 261V260H29ZM95 261V260H94ZM109 261V260H108ZM32 262V261H31ZM36 262V261H35ZM41 262V261H40ZM39 262V263H40ZM44 262V261H43ZM105 262V263H104ZM127 262V261H126ZM130 262V261H129ZM128 262V263H129ZM139 262L141 263V264H151L149 261H148V259H147V256H146V259H143L142 261H141V259H139L138 260V262H135V263H138L139 264ZM49 263V262H48ZM110 263V262H109ZM131 263V262H130ZM133 264H134V262H132ZM131 263V264H132ZM187 263V262H186ZM54 264V263H53ZM58 264V263H57ZM61 264V263H60ZM87 264V263H86ZM108 264V263H107ZM111 264H125V259H122L121 257H117V258H115L112 262H111ZM127 264V263H126ZM153 264V263H152ZM219 264V263H218ZM221 264H223V263H221ZM233 264V263H232Z\"/></svg>",
	"mask_w": 264,
	"mask_h": 264
}]
</instances>
